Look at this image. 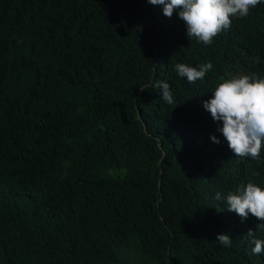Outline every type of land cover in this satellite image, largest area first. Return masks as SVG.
I'll return each instance as SVG.
<instances>
[{
    "label": "trees",
    "instance_id": "obj_1",
    "mask_svg": "<svg viewBox=\"0 0 264 264\" xmlns=\"http://www.w3.org/2000/svg\"><path fill=\"white\" fill-rule=\"evenodd\" d=\"M239 73L264 77V3L205 45L148 0H0V264H264V221L215 199L264 187L203 107Z\"/></svg>",
    "mask_w": 264,
    "mask_h": 264
},
{
    "label": "clouds",
    "instance_id": "obj_2",
    "mask_svg": "<svg viewBox=\"0 0 264 264\" xmlns=\"http://www.w3.org/2000/svg\"><path fill=\"white\" fill-rule=\"evenodd\" d=\"M152 5H162L163 14L171 18L178 13L186 25V35L195 38L205 45H210L221 32L230 29L233 18H246L251 9L264 0H148ZM213 68L209 61L198 66L186 63L175 64L177 74L186 78L189 83L203 80ZM156 88L161 91L162 99L174 103L173 93L167 81H157ZM210 100L203 101V107L210 112L214 121H222L218 129L228 142V147L240 158L249 157L252 160L261 159L264 149V77L254 73H239L226 78L212 92ZM215 143H220L215 136ZM258 176L259 173H253ZM215 199L224 201L228 211L235 212L242 221L251 214L264 221V187L248 182L240 185L235 192L227 196L215 194ZM257 227H264L260 223ZM244 238H251L254 244L252 254L264 253V240L257 239L254 231L248 230ZM216 241L221 245L231 246L229 234H218Z\"/></svg>",
    "mask_w": 264,
    "mask_h": 264
}]
</instances>
